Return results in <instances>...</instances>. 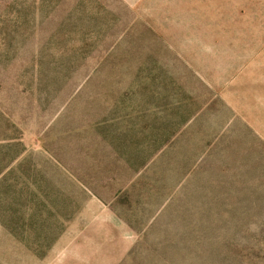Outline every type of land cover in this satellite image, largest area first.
<instances>
[{
    "label": "rangeland",
    "instance_id": "rangeland-1",
    "mask_svg": "<svg viewBox=\"0 0 264 264\" xmlns=\"http://www.w3.org/2000/svg\"><path fill=\"white\" fill-rule=\"evenodd\" d=\"M0 264H264V0H0Z\"/></svg>",
    "mask_w": 264,
    "mask_h": 264
}]
</instances>
